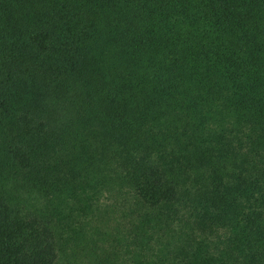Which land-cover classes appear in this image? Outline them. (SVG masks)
<instances>
[{"label":"trees","instance_id":"obj_1","mask_svg":"<svg viewBox=\"0 0 264 264\" xmlns=\"http://www.w3.org/2000/svg\"><path fill=\"white\" fill-rule=\"evenodd\" d=\"M0 264H264V0H0Z\"/></svg>","mask_w":264,"mask_h":264},{"label":"rangeland","instance_id":"obj_2","mask_svg":"<svg viewBox=\"0 0 264 264\" xmlns=\"http://www.w3.org/2000/svg\"><path fill=\"white\" fill-rule=\"evenodd\" d=\"M111 200H108V202L110 203ZM103 200H101L100 203H102ZM103 208V207H101ZM117 214L115 213H112L111 211L108 210V215L106 214L105 215V221L108 222L106 226H104V228H102L103 230H105L106 232H110V233H113L114 230H113V221H111L112 217L113 218H116Z\"/></svg>","mask_w":264,"mask_h":264}]
</instances>
